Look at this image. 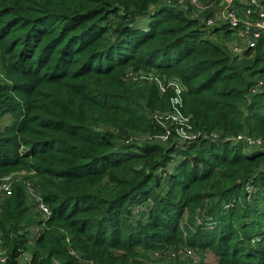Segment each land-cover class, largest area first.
<instances>
[{"label": "trees", "instance_id": "obj_1", "mask_svg": "<svg viewBox=\"0 0 264 264\" xmlns=\"http://www.w3.org/2000/svg\"><path fill=\"white\" fill-rule=\"evenodd\" d=\"M206 34L173 0H0V178L32 172L50 209L8 184L0 264H264V152L230 140L264 136V36Z\"/></svg>", "mask_w": 264, "mask_h": 264}, {"label": "built area", "instance_id": "obj_2", "mask_svg": "<svg viewBox=\"0 0 264 264\" xmlns=\"http://www.w3.org/2000/svg\"><path fill=\"white\" fill-rule=\"evenodd\" d=\"M173 2L182 8L189 17L198 21V26L206 33L223 32L228 40V50L233 55H239L246 49L254 48L258 41L264 36V0H173ZM191 7H196L199 14H194ZM264 47V44H263ZM260 82L255 83L250 88L249 94H245V101H250V96L260 91ZM176 92L179 90L174 84ZM264 115V107L261 109ZM183 134V138L191 139L195 135ZM164 139V135L160 136ZM231 141L241 144L243 147L252 146L261 148L264 152V139L255 137L246 133H238L230 138ZM6 178H0V191L8 194L10 191ZM27 190L30 191V197H36V211L41 219L46 217L50 211L46 203L43 202L35 187L28 185ZM246 191L253 189L252 185L245 184ZM33 196V197H32ZM38 233V228H32V238ZM158 252V251H156ZM171 254L188 255L192 252V247L181 244L178 249L171 251ZM24 261L28 259V255L23 254ZM3 259V255L0 254ZM195 262V261H191Z\"/></svg>", "mask_w": 264, "mask_h": 264}, {"label": "rangeland", "instance_id": "obj_3", "mask_svg": "<svg viewBox=\"0 0 264 264\" xmlns=\"http://www.w3.org/2000/svg\"><path fill=\"white\" fill-rule=\"evenodd\" d=\"M193 10L194 14H199L198 10L196 7H191ZM207 37L211 40H213L214 42H216L217 44L223 46V47H228V40H227V36L226 34H223V32H210L208 34H206ZM228 49V48H227ZM128 71H126L125 74V78H127V80L132 81L131 77L129 76V74L127 73ZM246 98V96H244V99ZM9 121L8 116L4 115L2 117H0V123L3 125L5 123H7ZM98 128L103 129L106 128L102 125H100ZM257 137H261V136H257ZM147 136H143V135H136L135 139H137L139 142L143 141L145 139H147ZM261 139H264V136L261 137ZM244 150L247 152H251L253 150L252 146H245ZM3 178H6L5 183L10 184L12 181H18L21 182L23 184L24 187L31 185L33 187H35L33 185V182L35 181V177L32 175V172L30 171H21V170H15L12 171L6 175H4ZM30 192V191H29ZM2 193L0 191V199L2 198ZM30 197V194H29ZM33 197V196H32ZM30 203L31 207H36V197L33 199L30 197V199H28V201ZM135 209L137 211L138 209ZM28 211V213H26L30 218H34L35 216H37V213L35 212V210H31ZM34 212V213H33ZM186 218V217H185ZM30 232V238L32 239V230H29ZM180 246V245H179ZM177 246L176 248H172L171 251H174L176 249H178ZM1 251V249H0ZM26 253L29 255L30 251L26 249ZM140 259L143 261V263L145 264H162V262L169 260V259H179V260H185V261H204V262H212L214 260V257L211 253V251H209L208 249H197L192 247V252L188 255H182V256H176L175 254H171V252L168 250H164V251H153V250H145V251H141L140 253ZM23 258H19L18 263L17 264H23Z\"/></svg>", "mask_w": 264, "mask_h": 264}, {"label": "crops", "instance_id": "obj_4", "mask_svg": "<svg viewBox=\"0 0 264 264\" xmlns=\"http://www.w3.org/2000/svg\"><path fill=\"white\" fill-rule=\"evenodd\" d=\"M23 252H24L23 254H26V255H28V254L26 253V250H24ZM21 257H22V255L20 256V258H21Z\"/></svg>", "mask_w": 264, "mask_h": 264}]
</instances>
